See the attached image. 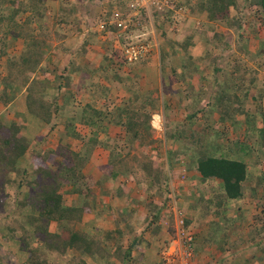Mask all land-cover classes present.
<instances>
[{
  "label": "rangeland",
  "instance_id": "rangeland-1",
  "mask_svg": "<svg viewBox=\"0 0 264 264\" xmlns=\"http://www.w3.org/2000/svg\"><path fill=\"white\" fill-rule=\"evenodd\" d=\"M10 1L0 0L1 10L5 11L6 7L8 8V6L13 5L12 1ZM23 1L28 2L30 0ZM118 1L122 0H57L49 6V9L46 11L47 16L43 23L44 26H42L41 30L42 32L47 31L51 33L52 36L46 38L43 47L38 49H41L46 55L42 69L53 72L50 76L51 78L55 75L54 73L58 72H63L68 75L74 73L76 64L82 67L80 63L86 59L85 56H88V51L84 55V50L82 49V40L84 38H88L91 42H97V46H100L103 40H107L105 35L97 30V23L105 19L103 17L105 10L119 7L117 5ZM183 1L182 3L181 0V3L185 6L181 12L176 13L172 11L167 18L165 16L155 15L153 20L149 17L144 23V30L154 40V44L156 45L148 58L149 62L152 61L151 59H154L155 63L147 66L142 65V68L138 69L141 71L142 77L136 73L139 75V78H126L129 70L125 72V66H119L115 61V59H118L116 55L121 52L119 45H116V42L111 43L108 41L110 40L108 38L107 43L110 42L113 45V48L107 45V50L109 52L108 56L109 54L111 56L113 55L112 59L114 58V62H111V65H113L114 70L111 71L108 69V72L105 73V70L101 69L99 74H96L97 78L91 82L96 85L106 84L104 79L106 77L111 79V74L114 75V73L120 74L122 77L124 76L126 80L116 84L113 83V89L111 91L112 97L110 99L106 98L105 100L103 97L98 96L101 92L96 96L94 93L95 88L92 87L90 90L86 89L87 87L84 85L86 82L79 80L76 83L79 88L75 92L76 98L80 99L81 95H85V102H92L93 106L103 109V114L108 116L121 103H136L138 98H135V92H139L140 94L141 92H147V90H154L153 93L155 94L157 91V88L155 90L156 85L162 84V82L164 83L165 79L169 80L167 74L171 75L172 78L174 77L176 80V82H173L174 86L172 85L168 88V84H166L162 88V85H158V89L161 90H158L160 100L157 102V107H155L157 108V113L151 122L152 129L149 131L152 138L155 139V143L147 150V152L152 154L155 149L161 151L162 155H165L166 148L168 147L176 149L182 148V143H171L174 139H170V134L174 132L172 128L174 126L177 127L179 122L182 121L185 115L183 114L185 112L184 108L188 107L192 110L195 108L203 109L205 107V101L211 100L209 95L213 90L210 86L211 81L207 80L208 76L213 72L212 68L214 65L211 66V57L222 55L224 58L222 64L229 71L235 68L233 62L242 71L241 68L245 62L246 69L254 67L257 69V74L259 70L260 77L262 76L264 78L263 64H257L258 58L252 59L250 55L246 56L242 48L245 40H247L253 53L258 50L260 38L256 36L255 32L257 30L262 35L261 37L264 38L263 12H260L252 1L235 0L236 5L231 10L232 16L236 13H239L237 14L238 16L244 15V17H241L243 20L242 29L236 28V26L230 28L225 22L210 21L208 12L201 7L204 0ZM86 7L89 8L88 11L90 14L88 17L80 18L79 13H83ZM58 8L66 10L67 12H76L77 16L75 18L69 16L70 21H61L57 16L60 13L58 12ZM28 15V12L24 13L20 20L23 22L24 18ZM84 18L86 21L85 30L88 29L89 31L80 33L77 27L80 26L82 28L81 25L83 24ZM0 24L4 27L6 22L1 21ZM5 30L3 29L1 31L0 38H4ZM56 30H59L60 33L66 32L65 36L66 34L70 36V42L68 43V41L62 40V37L58 38V34L60 33L57 32L56 34ZM74 30L75 32H72ZM218 34H221V40L216 37ZM241 38L243 39L241 40ZM7 39L9 40L7 42L10 43L7 53L13 59L19 60L20 54L25 48L24 38L13 39L12 35L9 34ZM94 39L95 41H93ZM240 40L241 43H239ZM52 44L57 46L58 50L53 48L54 45ZM115 51L116 55L114 53ZM202 57L205 58L202 59ZM7 58L8 56L6 55L3 58L0 57V80L8 76ZM189 58L191 62L188 60ZM240 60L241 62H239ZM149 62L146 61V63ZM225 62H231L232 65L227 66ZM84 64L86 65L88 63ZM130 72L135 73L136 70L133 72L131 70ZM182 72L186 73V78H181L180 74ZM200 72L204 76L201 75L202 79L198 77ZM144 77H147L146 81H144ZM57 84L59 82L56 83L54 80H49L48 82L47 96L50 99L54 94H57ZM22 87V83L19 84L16 81L14 90H11L12 95L10 98L11 101L13 100L12 102L15 106L11 105L3 114L4 121L10 120V122H14L17 126L24 119L20 114L21 111L24 113L27 112V105L24 107V104L20 101L22 100L20 96L26 95L25 92H27L25 87ZM203 87H206V91ZM202 89L205 96L200 98L197 95ZM179 90L183 91V93ZM142 93L138 100L140 103L142 102ZM168 99V104L171 109L169 116L164 112V102L167 103ZM262 102L264 105V99ZM17 103L20 105H17ZM256 104V101L253 99H248L244 103L243 108L247 110L249 108L255 109ZM134 109L136 111L139 110L137 106H134ZM203 115H199L201 119L196 124L191 123L189 125V133H191L190 139H195L198 147L206 148L207 144L202 143L203 141L201 139L206 137L208 133L213 134V131L209 129L213 126L214 129L219 128L221 124H215L214 117L216 116L213 115L214 117L207 118ZM242 115L246 116V114ZM157 117L158 119L161 117V120H156ZM155 120L156 124H154ZM107 121L108 118L104 119L103 122L107 123ZM59 126L57 129L50 131L47 126L46 128L43 127L44 129L42 128L38 132V134H41V136L39 135V139H37L38 134H35V132L33 133L26 129L22 130L23 134L31 138L29 151L26 157L21 160L22 167L26 166L30 168L32 166L29 159L30 155L36 150L46 151L48 147L55 149L58 146V139L65 134L62 131L63 126L61 124ZM232 128V125L225 127L226 130L231 132L233 130ZM83 130L84 133L82 134L90 135L92 132L88 127ZM98 135L105 139L108 138V141L112 145H114L115 138H120V142L125 143L127 136L120 125H114L111 130L109 126L107 134L100 131ZM188 141L192 143L193 140ZM135 144L138 149L141 148L139 142ZM51 145L54 146L51 147ZM100 150L102 152L93 158V165L91 163L86 168L87 172H91L97 177L104 172L105 164L111 154V148H101ZM184 150L189 149L183 147L176 157L177 163L173 170H176L177 177L175 175L173 176L170 172L167 177V183L170 189L169 199H167L166 195L160 194L157 184L152 187V177L149 178L144 171H136L133 173L132 178H129V176H127V179L125 178V184L131 190L130 197L132 200L130 201V206L122 200L121 205L114 208L118 210L116 215L107 213L100 218L98 214L89 211L83 215L82 220H76L75 222H71V224L65 225L60 223L61 225L56 229L54 225L57 222L50 224V230L54 232L52 234L58 233L61 236L60 239L56 237L57 241L63 240L67 236L70 237L73 232L77 231L85 232L88 236H91L94 240L93 247L96 249V253L93 256L83 254L84 247L89 244L82 242L78 243L80 247L69 248L66 252H62V245L55 246L58 250H50L52 247L45 246L46 241H42L40 237L36 236L37 230L29 227L26 216L22 213L19 214V210L16 208L17 200H23L24 193L27 192L26 187L22 189L23 191H19L17 186H8L6 192L10 196L6 200L4 208L2 201H0V264H162L165 250L178 239L177 234L181 220L185 221V228L195 239L196 251L193 264H264V234L257 230V228L264 226V220H261L259 217L264 211V191L262 192L263 197L260 198V196L254 194L259 192V195H261L262 189H259L260 186H257L258 190L254 189L253 184L250 189H245L246 198L252 200L253 205L261 203L258 205L257 210H253L251 215L240 207L239 202L241 201L236 200L237 204H233L235 209H231V212L225 211L224 214L227 215V218L230 216L237 220H230V218L229 220H222L221 216L217 220L219 210L213 211V208L212 210L211 208L208 210L207 206L209 205V201L207 200L215 198L214 191H217L220 184L215 180L205 181L202 179L200 172L196 169L194 161L190 159V156H194L195 154L194 150L183 153L185 152ZM212 152L215 151L209 153ZM261 154L263 155V153ZM62 159L63 157H57L56 162ZM190 162L194 165L191 170L188 168ZM56 164L54 168L57 167ZM256 166L264 169V160L257 163ZM250 167L254 170L253 165ZM31 174V178H35V175L33 173ZM260 178H264V175L260 176ZM121 180L122 178H119L117 186H119ZM105 187L110 190L114 188L110 183H107ZM105 187L104 190H106ZM101 192L103 193V191ZM77 197L76 195H72L70 198H73L75 201ZM116 197L117 192L115 188L113 196H108L107 206L117 203ZM239 208L240 211L238 210ZM234 211L242 212L240 214L241 217L234 215ZM156 214L160 217L159 219H156Z\"/></svg>",
  "mask_w": 264,
  "mask_h": 264
},
{
  "label": "trees",
  "instance_id": "trees-1",
  "mask_svg": "<svg viewBox=\"0 0 264 264\" xmlns=\"http://www.w3.org/2000/svg\"><path fill=\"white\" fill-rule=\"evenodd\" d=\"M11 1L13 5L6 7L8 11L5 10V12L0 7V23L1 21L6 22L4 27L0 24V34L3 29H6L4 38H0V57L8 56L6 59L8 76L0 80V111L2 108L13 105V100L10 99L11 90H14L17 81L19 84L22 83V88L25 87V90H27L25 96L29 114L44 121L49 131L55 128V118H63L67 135L84 141V146L80 151L73 150L71 145L64 144H59L55 149L46 151L36 150L31 155L30 164L32 166L30 168L22 167L21 160L26 157L31 143V138L23 134L22 130L29 131L30 129L24 121L17 126L10 120L4 121V116L0 115V201H2L4 208L6 200L10 196L6 192L8 186H17L19 191H23L22 189L26 187L27 192L24 193L23 200H17L16 208L19 210V214L22 213L26 216L29 227L37 230L36 236L40 237L42 241H46L45 246L52 247L50 250H58L55 246L62 245V252H66L69 248L80 247L78 243L82 242L89 244L84 247L83 254L95 255L96 249L93 247L94 240L91 236H88L85 232L77 231L73 232L70 237L67 236V238L57 241L56 237L60 239L61 236L58 233L52 234L54 232L50 230V224L57 221L65 225L76 220H82L83 215L91 211L92 206L96 203L97 192L95 188H99L100 191H103V194H109L104 190V187L108 182L118 184L119 178H122V180L116 190L117 197L130 206L132 200L130 197L131 190L125 182L127 176L132 178L133 173L136 171H144L149 178L152 177L153 186H151L154 187L157 184L160 194L166 195L169 199L170 189L167 177L170 173L177 177L176 170L173 169L177 163L176 157L183 147L189 149L184 150L183 153L194 150L195 154L190 156V159L194 161L202 179L205 181L215 180L220 184L217 191H214L215 198L207 200L209 201L208 210L209 208L211 210L213 208V211L219 210L218 216H221L222 220H229V218L230 220H237L229 215L227 218L224 213L225 211L231 212V209L234 210V205L237 204L236 200H239L241 201L239 202L240 207L246 210V213L250 211L245 209L247 208L245 200H249L246 198L245 189H250L253 184L254 189L258 190L257 186H260L259 189L264 190V178H260L264 175V169L256 166L257 163L264 160V110L261 103L262 97H264V78L260 77L259 70L257 74V69L254 67L246 69L244 62V66L241 68L242 71H240L233 62L235 68L229 71L222 64L224 60L222 55L209 57L211 66L214 65L212 68L214 75L210 84L213 92L209 95L211 100L205 101L203 109L184 108L185 112L183 114L185 115L182 121L179 122L177 127L172 128L174 132L170 134V139H174L171 143H182V148L168 147L165 155L154 148L152 154L147 150L155 143V139L152 138L149 131L152 129L151 122L157 113L155 107H157V102L160 100V90L157 89L155 94L150 92L146 96L142 95L141 103L138 101L140 95L137 94L135 96V98H138L136 103L128 102L125 105L117 106L108 116H105L102 112L103 109L96 108L92 102H85L84 96L81 95L80 99L76 98V93L71 91L76 85L73 82L72 74L58 72L54 73L55 75L51 78L53 72L42 69L46 55L38 48H42L46 38L52 35L47 31L42 32L41 28L44 26V19L47 16L46 11L56 0ZM250 1L258 7L260 12H263L264 17V0ZM124 4L125 0L117 2L119 7ZM235 5V0H204L201 7L208 12L210 21L225 22L230 28L236 26V28L242 29L243 20L241 17H244V15L238 16L239 13L234 14V16L231 15V10ZM112 11L111 8L107 11L106 18L108 20L112 16ZM27 12L29 15L22 22L20 19ZM59 12V15L56 13L59 20L65 22L69 20L64 15L67 12L66 10L59 8ZM167 15L168 13L165 14V18H167ZM148 18V14L144 13L141 21L145 23ZM108 28L111 34L119 29L114 25L108 26ZM57 32L60 33L59 30L55 31L56 34ZM255 33L260 38L258 50L253 53L247 40H245L242 48L246 56L250 55L252 59L258 58L257 64H263L264 67V38L261 37L262 35L258 30ZM9 34L12 35L13 39L24 38L25 48L21 52L19 60L13 59L7 53L10 44L7 42L9 41L7 39ZM58 35V38L66 39L65 33L61 32ZM216 37L220 40L222 38L221 34L216 35ZM243 37L245 36L243 35ZM241 40L239 43H241ZM53 48L58 50L55 45ZM148 58L138 63L127 64V67L136 70L134 67L138 64H145ZM204 58L202 57V59ZM188 60L191 62L190 58ZM225 64L227 66L232 65L231 62H225ZM74 68L83 69L80 65H76ZM89 71L92 72L93 76L83 80L86 82L84 83L86 89L90 90L93 87L96 96L99 92L101 93L98 96H101V94L108 96L113 89L108 78L105 79L106 84L96 85L91 82L96 79L94 76L95 71L88 68L87 72ZM133 74V77L139 78V73V75ZM185 74V72H182L180 74L181 78H186ZM117 75L116 78L122 77L120 74ZM49 80L59 82L57 84V94H54L51 99L47 96ZM173 82H176L174 77L171 86L174 84ZM197 96L202 98L205 94L201 91ZM248 99H253L259 105L256 104L255 109L249 108L246 110L243 106ZM164 103V112L169 116L168 109H170V105ZM134 106H137L139 110L136 111ZM200 114H204L203 116L207 118L217 115L218 119L214 122L215 124H221L216 129L213 126L209 129L213 131V134L208 133L206 137L201 139L202 143L207 144L206 148L198 147L197 141L190 139L189 125L191 123L196 124L201 119ZM242 114H246L247 117V125L244 127L238 119V116ZM21 115L24 117L25 113L22 112ZM106 118H108L107 123L103 122ZM24 120L28 122L25 118ZM227 121L233 126L236 135L234 138L230 135L229 130L225 129ZM77 123L90 127L91 134L83 135L77 129ZM113 124L120 125L124 129L127 134L125 143H121L120 138H115L114 145H112L108 138L101 139L99 137L98 133L100 131L107 134L109 126ZM30 132H33V130ZM229 135L230 137H228ZM39 137L37 135V139ZM188 140L193 141L190 143ZM197 140L200 142L199 139ZM136 142L141 145V148H139L141 150L135 146ZM99 145L104 148H111V154L104 172L101 176L96 177L93 173L87 172L86 168L90 163L93 151ZM211 151L215 152L209 153ZM57 157H63V159L56 162ZM55 163H57L56 168H54ZM189 165L188 168L191 170L194 165L191 162ZM251 165H253L254 170L251 169ZM31 173L35 175V178H31ZM68 188L71 193L79 196V203L76 202L73 205L65 203L63 191ZM254 194L259 196V192ZM238 210L240 211V208ZM238 210L236 209V211ZM236 211H234V215L241 217L242 212ZM259 217L264 220V211ZM159 218L156 214V219ZM257 230L264 234V226L257 228Z\"/></svg>",
  "mask_w": 264,
  "mask_h": 264
},
{
  "label": "crops",
  "instance_id": "crops-1",
  "mask_svg": "<svg viewBox=\"0 0 264 264\" xmlns=\"http://www.w3.org/2000/svg\"><path fill=\"white\" fill-rule=\"evenodd\" d=\"M57 1V0H56ZM87 4H88V2H87ZM106 6V5H105ZM89 10V8L88 7H86V9H85V11L83 12V13H79V15H80V18H82V17H88V15L90 14V12L88 11ZM58 12H59V8H58ZM58 15H59V13H58ZM65 15V17L67 16V17H69V16H73L74 18H75V16H77L76 15V12H66V14H64ZM83 15H85V16H83ZM70 21V20H69ZM85 18H84V20H83V24L81 25V27L82 28H80V26L79 27H77L78 28V31L80 32V33H82V32H84V31H89L88 29H86L85 30ZM77 28H76V30H77ZM69 30V29H68ZM64 32V31H63ZM72 32H75V30L74 31H72ZM66 33V32H65ZM66 41H68V43L70 42V36H67V34H66V39H65ZM108 40V39H107ZM107 40H103L102 41V43H101V45L100 46H97V42H91L88 38H84L83 40H82V49L84 50V55H86V52L88 51V56H85V58L86 59H84V61H82L80 64L82 65V67H83V69H82V71H80L81 69H74L75 71H79V72H76L75 73V71H73L74 73H71L72 74V79H73V82H74V84H76L79 80H81V81H83V80H85V79H87V77H91V76H93V74H92V72L91 71H89V72H87V69L89 68V69H91V70H93V71H95V73H94V76L97 78V75L99 74V72H100V70L102 69V70H105V73H107L108 72V69H110L111 71H113L114 69H113V65H111V62H114V58L112 59V58H110V56H111V54H109V58H108V50H107V45H110L111 47L113 46V45H111V43H113V40L110 38V40H108V41H110V42H108L107 43ZM93 41H95V39L93 40ZM105 41V42H104ZM96 49H98L97 50V52H96ZM91 56H90V55ZM117 56V55H116ZM112 57H113V55H112ZM152 61L151 62H149V59L147 60L149 63H145V64H143V66H147V65H153V63H155V61H154V59H151ZM89 61H91V62H89ZM115 61L118 63V65L119 66H125V72H127L128 70H129V72L127 73V77L126 78H128V79H130V78H133V76H134V74L133 73H131L130 71L132 70V71H134L133 70V68H130V67H127V65H125V64H123L122 62H120L119 61V59H115ZM88 63V64H84V63ZM90 64V65H89ZM77 65V64H76ZM89 65V66H88ZM78 66H79V64H78ZM140 68H142V65L140 64H138L137 66H135L134 67V69H136V72L135 73H139L140 74V77H142V73H141V71L140 70H138V69H140ZM98 72V74L96 75V73ZM114 72H116V71H114ZM201 75H202V73L200 72V74H198V77H199V79H202V77H201ZM167 76H168V78H169V80L167 79H165V81H164V79H163V81H164V83L162 82V84H157L156 85V87H155V90H156V88L158 89V85H162V88H164L165 86H166V84H168V88L169 87H171V82H172V80H173V78H172V76L171 75H169V74H167ZM203 76V75H202ZM207 76H208V74H207ZM212 76H213V72H212V74L210 75V76H208V81H211L212 80ZM117 77V74H115L114 73V75L113 74H111V79H108L109 80V83L110 84H112L113 85V83H118V82H122V81H125L126 80V78H124V76L123 77H121V78H116ZM92 78V77H91ZM107 78V77H106ZM105 78V79H106ZM104 79V80H105ZM144 79V81H146L147 80V77H144L143 78ZM143 79H142V81H143ZM143 81V82H144ZM149 81V80H148ZM106 82V81H105ZM107 83V82H106ZM157 83V82H156ZM173 85V84H172ZM174 86V85H173ZM203 89L206 91V87H203ZM203 89H202V91H203ZM77 90H79V88H78V85H75L74 86V88H72V90L71 91H73V92H76ZM112 91V90H111ZM110 91V93H109V95L108 96H105V95H101V96H99V97H103L104 98V100L106 99V98H109L110 99V97H112V92ZM154 90H147V92H145V93H142V95L143 96H146L147 95V93L149 94L150 92H153ZM161 91V90H160ZM170 91V90H169ZM169 91H167V93H169ZM179 91H181V90H179ZM178 91V92H179ZM140 93V94H141ZM181 93H183V91H181ZM137 94H139V92H135V96L137 95ZM139 94V95H140ZM171 95V94H170ZM85 96V95H84ZM172 96V95H171ZM20 97H22V100H20L21 101V103H23L24 104V107H26V96L25 95H21ZM140 97V96H139ZM263 99L264 98H262V100H261V103H262V105H263ZM167 103H169V99H168V102ZM122 105H125V103H121ZM121 104H119V106H122ZM14 105V104H13ZM17 105H20L19 103H17ZM15 106V105H14ZM118 106V107H119ZM11 107V106H10ZM22 107V106H21ZM24 107H22V108H24ZM263 107V110H264V105L262 106ZM7 109H9V107H5V108H2L1 109V111H0V115H3L4 114V111L5 110H7ZM247 110V109H246ZM169 111H171V109H169ZM21 113H22V111H21ZM20 113V114H21ZM22 116V115H21ZM214 116H216V117H214ZM213 117H214V120H216V119H218V116L217 115H214ZM213 117H212V119H213ZM23 118H25L28 122H25V120L23 119V121H24V123L26 124V125H28V128L30 129V131L31 130H33V133L35 132V134H38V132H40V130H42V128L44 127V128H46V126H47V124L44 122V121H42V120H40L38 117H36V116H34V115H32V114H29V112H28V110H27V112L25 113V116L23 117ZM246 116L245 115H239L238 116V119L240 120V122L242 123V125H243V127L244 126H246L247 124H246ZM55 128L54 129H57L58 127H60L59 125L61 124L63 127H62V131H64L65 132V134H64V136L63 137H60L59 139H58V142H59V144H64V145H71V147H72V149L73 150H76V151H80L82 148H83V146H84V141L83 140H80V139H77V138H74V137H71V136H68L67 135V133H66V128H65V125H64V119L62 118V119H60V118H55ZM228 125H230L231 126V124H230V122L229 121H227L226 122ZM227 125V126H228ZM117 126V125H116ZM86 127H88V126H86V125H84V124H80V123H77V129L81 132V133H84L83 131V129L84 128H86ZM114 127V125H110V130H111V128H113ZM43 128V129H44ZM88 128H90V127H88ZM233 129V128H232ZM230 132V135L234 138L235 136H234V134H235V132H234V130H232V132L231 131H229ZM38 135H40L41 136V134H38ZM83 135H87V134H83ZM100 138L102 139V137L100 136ZM42 140V139H41ZM60 140V141H59ZM58 144V145H59ZM54 145H51V147H53ZM99 147H101V148H103V149H105L103 146H101V145H99L98 147H96L95 148V150L93 151V154H92V157H91V160H90V163L89 164H91L92 163V161H93V158H94V156L95 155H98L99 153H101L102 152V150H100L101 148H99ZM99 148V149H98ZM47 149H50V147H48ZM95 153V154H94ZM31 160V155H30V159H29V161ZM107 163H108V160H107V162H106V164H105V167H106V165H107ZM92 165H93V163H92ZM102 175V174H101ZM101 175H99V176H101ZM97 177V176H96ZM108 183H110V184H112V186L114 187V188H111L112 190H114L115 188H116V190H117V188H118V184H113L112 182H108ZM107 185V184H106ZM96 189V192H97V198H96V203L94 204V206H92L93 208L91 209V213H95V214H98V217H100L101 218V216H103V215H105V214H107V213H110V214H113V215H116V213H117V211L118 210H115L114 208H116L117 206H119V205H121V203H122V200H120V198H118V197H116L115 199H116V202L117 203H115V204H112L111 206L110 205H108L107 206V202H108V196H113V192L110 190V189H108L107 187H105V191H107V192H109V194H103L98 188H95ZM111 191V192H110ZM264 190H262L261 191V195H259L260 196V198L261 197H263V192ZM64 200H65V203L67 204V205H73L74 203H79L78 202V198H79V196L77 195V194H74V193H71L70 191H69V188L68 189H65L64 191ZM72 195H76V196H78L77 198H76V200L74 201V199L73 198H70V197H72ZM80 201V200H79ZM259 201H260V199H259ZM245 202H246V205L245 206H247V209H249V210H251V212L250 211H247L248 212V214L249 215H251V213L253 212V210H257V208H258V205L259 204H261V203H259L258 205H256V204H254L253 205V201L252 200H245ZM256 203V202H255ZM121 208H123V207H121ZM260 212H261V210H260ZM263 213V212H262ZM258 214V213H257ZM218 218H216L217 220H219L220 219V217L219 216H217ZM55 222V221H54ZM57 222V221H56ZM59 225H61L60 224V222H57L54 226H55V229L59 226ZM55 231V230H54Z\"/></svg>",
  "mask_w": 264,
  "mask_h": 264
},
{
  "label": "built area",
  "instance_id": "built-area-1",
  "mask_svg": "<svg viewBox=\"0 0 264 264\" xmlns=\"http://www.w3.org/2000/svg\"><path fill=\"white\" fill-rule=\"evenodd\" d=\"M181 10L183 5L180 0H125L122 7L113 9L109 20L106 18L99 22L98 28L107 39L111 38L119 45L121 52L117 56L123 64L138 63L150 57L156 45L144 30L143 14L152 17L157 13L163 17L169 12L179 13ZM113 25L119 29L111 34L108 26ZM184 222L181 220L179 224L178 239L165 250L162 264H193L195 239L188 233Z\"/></svg>",
  "mask_w": 264,
  "mask_h": 264
},
{
  "label": "clouds",
  "instance_id": "clouds-1",
  "mask_svg": "<svg viewBox=\"0 0 264 264\" xmlns=\"http://www.w3.org/2000/svg\"><path fill=\"white\" fill-rule=\"evenodd\" d=\"M180 4H182V3H181V0H180ZM108 10H109V9L105 10V13H104V15H103V17H104L105 19H106V14H107V11H108ZM183 10H184V5H183ZM181 11H182V10H181ZM181 11H180V12H181ZM170 13H171V12L168 13L167 17H169V14H170ZM155 15L161 16V15L155 13V14H154L152 17H150V18L153 20V17H154ZM163 17H164V16H163ZM105 19H104V20H105ZM154 25H155V23H154ZM98 26H99V21H98V23H97V27H98ZM155 26H156V25H155ZM97 30H98L100 33H102V32L99 30V28H97ZM155 117H156V115H155ZM159 119L161 120V117H160ZM159 119H158V117L156 118V120H159ZM156 120H155V123H154V124H156ZM160 120H159V121H160ZM195 251H196V244H195Z\"/></svg>",
  "mask_w": 264,
  "mask_h": 264
}]
</instances>
